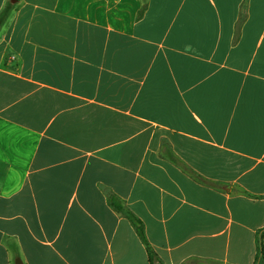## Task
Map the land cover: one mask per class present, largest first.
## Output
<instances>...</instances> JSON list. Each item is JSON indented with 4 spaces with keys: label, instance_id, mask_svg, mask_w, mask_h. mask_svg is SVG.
<instances>
[{
    "label": "crops",
    "instance_id": "obj_1",
    "mask_svg": "<svg viewBox=\"0 0 264 264\" xmlns=\"http://www.w3.org/2000/svg\"><path fill=\"white\" fill-rule=\"evenodd\" d=\"M0 264H253L264 0H0ZM206 183L199 184L174 163Z\"/></svg>",
    "mask_w": 264,
    "mask_h": 264
},
{
    "label": "trees",
    "instance_id": "obj_2",
    "mask_svg": "<svg viewBox=\"0 0 264 264\" xmlns=\"http://www.w3.org/2000/svg\"><path fill=\"white\" fill-rule=\"evenodd\" d=\"M9 6L0 14V27L4 24L8 17ZM180 169L190 176L194 181L199 184H205L206 182L192 170L185 167L183 164L175 162ZM109 206L122 217L127 219L134 228L141 242L145 245L147 251V257L149 264H162L156 254L150 248L144 234V226L140 219H138L124 204L116 197L110 196L107 198ZM255 258L253 264H264V228L259 229L255 233Z\"/></svg>",
    "mask_w": 264,
    "mask_h": 264
},
{
    "label": "water",
    "instance_id": "obj_3",
    "mask_svg": "<svg viewBox=\"0 0 264 264\" xmlns=\"http://www.w3.org/2000/svg\"><path fill=\"white\" fill-rule=\"evenodd\" d=\"M12 1H13V0H12ZM18 262H20V261H17L16 264H17Z\"/></svg>",
    "mask_w": 264,
    "mask_h": 264
}]
</instances>
